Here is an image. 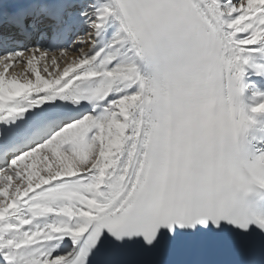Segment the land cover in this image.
Segmentation results:
<instances>
[{"label":"snow or ice","instance_id":"snow-or-ice-1","mask_svg":"<svg viewBox=\"0 0 264 264\" xmlns=\"http://www.w3.org/2000/svg\"><path fill=\"white\" fill-rule=\"evenodd\" d=\"M0 264H264V0H0Z\"/></svg>","mask_w":264,"mask_h":264},{"label":"bare ground","instance_id":"bare-ground-1","mask_svg":"<svg viewBox=\"0 0 264 264\" xmlns=\"http://www.w3.org/2000/svg\"><path fill=\"white\" fill-rule=\"evenodd\" d=\"M60 60V68L62 70L64 66V58H60L58 53H55ZM27 55V54H26ZM52 53H49V59L47 61H38V66L41 69V74L47 76L46 73L43 72L44 64L47 62L49 64V72H53V68L50 64V56ZM75 53H68L67 59H70ZM16 74L19 78L23 79V75L25 74V65L23 63H16L12 68L9 69L8 75ZM31 78L30 70L26 73Z\"/></svg>","mask_w":264,"mask_h":264}]
</instances>
